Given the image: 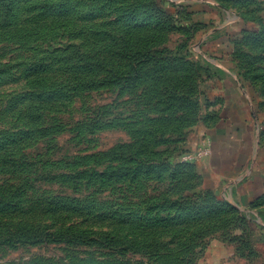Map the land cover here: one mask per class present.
Wrapping results in <instances>:
<instances>
[{"label": "rangeland", "instance_id": "obj_1", "mask_svg": "<svg viewBox=\"0 0 264 264\" xmlns=\"http://www.w3.org/2000/svg\"><path fill=\"white\" fill-rule=\"evenodd\" d=\"M220 1L0 0V264H264L213 135L236 77L264 126V34Z\"/></svg>", "mask_w": 264, "mask_h": 264}, {"label": "crops", "instance_id": "obj_2", "mask_svg": "<svg viewBox=\"0 0 264 264\" xmlns=\"http://www.w3.org/2000/svg\"><path fill=\"white\" fill-rule=\"evenodd\" d=\"M219 1L211 0L214 5L218 6ZM222 4L223 6L220 5L222 8L220 11L212 10V13L209 15L211 16L210 18L220 16L221 20H223L222 24H225L227 30H237L241 27L238 30L241 33L247 27L246 23L251 24L244 17L249 11L253 15L254 25L262 27L256 30V32L264 34V0H222ZM221 11L224 12L222 13ZM220 13L223 14V17ZM231 35L228 36L232 38L233 34ZM220 67L223 70H228L223 66ZM236 79L240 81L237 77ZM237 80L235 81L237 82ZM235 81H229V84L234 85V90L229 94L230 97L225 98L227 105L221 118L222 123L225 124V128L223 130L217 128L215 131L217 133L214 132L213 135L217 136L218 134V141H229L230 146L228 147H232L229 150L231 157L235 158L241 164L235 173L229 177L234 179H229L228 185H224L222 188L224 200L235 201L234 203L241 204L245 201H253L259 192H264V171L261 169L262 162L260 160L258 161V167L255 164L251 168L248 167L250 154L253 153L255 141L257 142L256 137L264 135V126H261L258 122L257 124L255 123V118H253L254 114H250L253 103L246 95H243L245 90H242L244 87L241 82H238L240 83L239 85ZM263 144L262 138L259 141L258 147H264ZM241 161L244 162L241 163ZM242 171L245 172L244 176ZM235 176H239L238 179ZM242 176L243 178L239 179Z\"/></svg>", "mask_w": 264, "mask_h": 264}, {"label": "trees", "instance_id": "obj_3", "mask_svg": "<svg viewBox=\"0 0 264 264\" xmlns=\"http://www.w3.org/2000/svg\"><path fill=\"white\" fill-rule=\"evenodd\" d=\"M8 9V7H6V5L5 6H3L2 8H1V10H2V14L4 13L5 14V12H6V10Z\"/></svg>", "mask_w": 264, "mask_h": 264}]
</instances>
